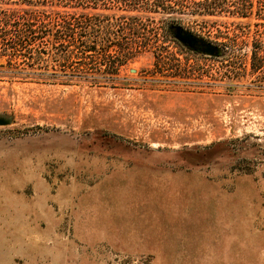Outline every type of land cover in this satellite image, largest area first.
Segmentation results:
<instances>
[{"label":"rangeland","instance_id":"obj_1","mask_svg":"<svg viewBox=\"0 0 264 264\" xmlns=\"http://www.w3.org/2000/svg\"><path fill=\"white\" fill-rule=\"evenodd\" d=\"M23 8L32 29L0 18V264H264V0H0Z\"/></svg>","mask_w":264,"mask_h":264},{"label":"trees","instance_id":"obj_2","mask_svg":"<svg viewBox=\"0 0 264 264\" xmlns=\"http://www.w3.org/2000/svg\"><path fill=\"white\" fill-rule=\"evenodd\" d=\"M95 1H98V0H95ZM32 9V8H31ZM31 9H26V8H23V9H9L8 10V13L4 14L0 11V18L2 19V24L4 26H7V27H13L14 24H15V21L12 20L10 18V16L16 12H19V13H22L23 15H26L28 16L27 19H24V22H23V26H25V28H29V29H32V27L34 26V18H32L33 16V10ZM44 21H42L41 23V26H46L44 25L45 23H43ZM61 25V28L63 29H66V31H71V32H75V29H78V30H82L85 26V22L83 19L81 20H73V22H70L68 20H65V18L63 19V21L60 23ZM94 48V47H93ZM7 55H10L12 57H17V55H20L22 56L23 58L25 59H34V55L30 54V53H6ZM74 53L72 51H68L67 53H64L63 55V59L65 60H69L71 59L72 57H74L73 55ZM252 71L255 72H262L263 75H264V57H258V55L255 53V55L253 56V60H252Z\"/></svg>","mask_w":264,"mask_h":264},{"label":"water","instance_id":"obj_3","mask_svg":"<svg viewBox=\"0 0 264 264\" xmlns=\"http://www.w3.org/2000/svg\"><path fill=\"white\" fill-rule=\"evenodd\" d=\"M178 37L188 46L192 47L193 49H201L203 52L207 54H215L217 51V47L206 43L198 38L192 36L189 33H186L180 29L177 30ZM9 121L3 118H0V125H6Z\"/></svg>","mask_w":264,"mask_h":264}]
</instances>
